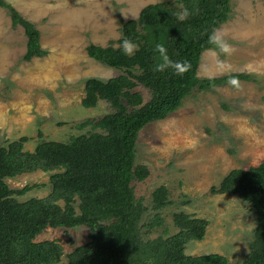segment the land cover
<instances>
[{
  "label": "trees",
  "instance_id": "obj_1",
  "mask_svg": "<svg viewBox=\"0 0 264 264\" xmlns=\"http://www.w3.org/2000/svg\"><path fill=\"white\" fill-rule=\"evenodd\" d=\"M175 2L190 11L198 7L199 13L179 21L174 4L148 3L137 17L120 20L116 40L85 47L89 57L121 71L106 80L88 77L84 81L83 106L103 99L113 108L95 122L87 119L77 125H90L93 131L72 136L67 142L40 141L33 151L24 149L25 136L0 146V264H230L225 255L216 252L185 253L188 241L204 238L209 221L184 211L173 213L175 233L148 237L153 228L164 223L161 210L171 200L164 185L156 187L151 193L153 214L145 221L149 208L134 191V182L148 175L146 165L135 161L141 129L166 118L194 89L213 91L227 84L228 75L208 80L197 78L196 72L202 52L210 47L208 34L231 16L230 1ZM0 6L9 13L12 25L24 30L27 39L21 60L46 56L34 23L5 0H0ZM123 39L139 45L133 56L114 45ZM157 43L166 47L172 60L191 61L192 71L182 77L171 70L155 72ZM230 75L253 79L242 72ZM138 85L149 91L148 100L135 89ZM37 170L51 172L49 193L19 201L14 196L34 185L11 188L6 178ZM210 192L237 195L250 205L256 222L251 248L236 264H264V161L231 169ZM77 226L87 228L89 240L68 252L66 261L61 260L64 246L58 239L35 240L47 227Z\"/></svg>",
  "mask_w": 264,
  "mask_h": 264
},
{
  "label": "rangeland",
  "instance_id": "obj_2",
  "mask_svg": "<svg viewBox=\"0 0 264 264\" xmlns=\"http://www.w3.org/2000/svg\"><path fill=\"white\" fill-rule=\"evenodd\" d=\"M5 1L34 23L39 43L47 50L44 57L21 60L27 39L24 30L13 26L9 13L0 6V146L25 136L24 149L28 151L40 141L67 142L87 133L92 130L90 125H77L87 119L95 122L113 111L103 99L89 107L81 104L86 78L106 80L121 73L89 57L85 49L89 43L105 46L116 40L120 20L137 17L148 3L177 5L176 0ZM229 1L231 16L222 26L229 30L235 48L228 58L235 69L232 73H246L253 79L240 80L242 91L228 84L213 91L194 89L166 118L144 126L136 141L135 161L146 165L148 175L134 182V191L149 208L145 221L153 214L151 193L156 187L164 185L171 200L161 210L164 223L153 228L148 237L175 233L173 213L184 211L209 221L204 238L188 241L185 253L216 252L236 264L251 248L255 216L237 195H214L210 188L231 169L264 161V0ZM245 65L251 68L245 69ZM135 89L145 101L149 99L144 86ZM50 174L26 172L6 178V183L11 188L34 185L14 196L25 201L49 193ZM44 239H58L64 246L61 260L66 261L68 252L89 240V232L83 226L47 227L35 238Z\"/></svg>",
  "mask_w": 264,
  "mask_h": 264
},
{
  "label": "clouds",
  "instance_id": "obj_3",
  "mask_svg": "<svg viewBox=\"0 0 264 264\" xmlns=\"http://www.w3.org/2000/svg\"><path fill=\"white\" fill-rule=\"evenodd\" d=\"M175 6L178 10L174 15L179 21H185L191 15L199 13L198 7L190 11L183 4ZM207 42L210 47L206 48L201 54V63L196 72L197 78L214 80L217 77L228 75L227 84L236 91H242L243 85L239 78L230 75L235 69L228 58L233 56L235 48L229 41V30L222 25L213 27L210 34H208ZM117 47L121 48L127 56H133L139 49V45L130 39H123ZM155 51L159 54V62L153 69L155 72L164 73L171 70L175 75L182 77L192 71L193 64L191 61L187 59L172 60L163 44L157 43ZM244 68L250 69L251 65H245Z\"/></svg>",
  "mask_w": 264,
  "mask_h": 264
}]
</instances>
